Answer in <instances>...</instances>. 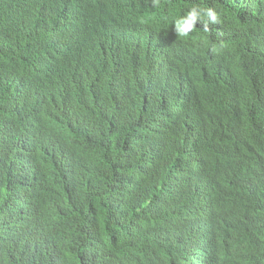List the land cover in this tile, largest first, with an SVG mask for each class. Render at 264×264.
Here are the masks:
<instances>
[{"label": "trees", "instance_id": "1", "mask_svg": "<svg viewBox=\"0 0 264 264\" xmlns=\"http://www.w3.org/2000/svg\"><path fill=\"white\" fill-rule=\"evenodd\" d=\"M59 1L68 15L58 41L28 54V0H0V264H163L202 211L216 223L245 210L219 221L221 232L264 220V117L244 102L264 81V0H224L218 35L194 41L197 55L212 48L186 64L178 102L167 87L116 109L78 54L127 5Z\"/></svg>", "mask_w": 264, "mask_h": 264}, {"label": "clouds", "instance_id": "2", "mask_svg": "<svg viewBox=\"0 0 264 264\" xmlns=\"http://www.w3.org/2000/svg\"><path fill=\"white\" fill-rule=\"evenodd\" d=\"M122 2L128 7L125 18L110 24L102 35L95 36L90 50L79 53L78 60L92 75L96 91L109 109L127 105L137 94L144 96L146 104L148 100H160L167 87L173 90L172 95L175 102H178L191 81L186 72V64L199 61L210 54L212 48L210 46L205 54L197 55L194 41L211 42L218 35L217 29L222 23L225 7L224 0ZM155 11L158 13H151ZM45 12L54 18L53 22L37 20ZM67 15L68 11L59 0H28L20 17V30L24 36L26 53L33 54L50 38L58 41ZM231 31L234 35L238 34L231 29L225 30L227 34ZM99 44L111 49L114 57L100 49ZM248 70L245 65L244 73ZM110 91L114 92V97L108 100L106 97ZM196 96L197 93L183 104V108H192ZM244 102L248 105L246 112L256 117H264V81L260 83L256 95ZM233 111L238 114L234 108ZM158 116L159 112L154 106L153 117L157 119ZM203 124L208 130L211 128L210 123ZM21 184L24 191V178ZM241 211L245 210L237 207L220 213L216 223L212 221L210 210L202 211L190 219L179 230L178 242L166 254L163 264L264 262V220L252 214L254 224H246L233 231L221 232L217 228L219 221Z\"/></svg>", "mask_w": 264, "mask_h": 264}, {"label": "water", "instance_id": "3", "mask_svg": "<svg viewBox=\"0 0 264 264\" xmlns=\"http://www.w3.org/2000/svg\"><path fill=\"white\" fill-rule=\"evenodd\" d=\"M98 47L100 48V49H104L106 52H108L109 54H110V56L111 57H114V53L112 52V50L111 49H109V48H107V47H104V46H102V45H98ZM119 47V49L120 50H122V47H120V46H118Z\"/></svg>", "mask_w": 264, "mask_h": 264}, {"label": "bare ground", "instance_id": "4", "mask_svg": "<svg viewBox=\"0 0 264 264\" xmlns=\"http://www.w3.org/2000/svg\"><path fill=\"white\" fill-rule=\"evenodd\" d=\"M151 13H155V14H157L158 12L155 11V12H151ZM146 16H148V15H146ZM155 16H156V15H155ZM161 16L164 17V15H161Z\"/></svg>", "mask_w": 264, "mask_h": 264}]
</instances>
